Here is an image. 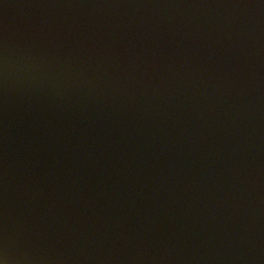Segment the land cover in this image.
I'll return each instance as SVG.
<instances>
[{
  "label": "water",
  "instance_id": "water-1",
  "mask_svg": "<svg viewBox=\"0 0 264 264\" xmlns=\"http://www.w3.org/2000/svg\"><path fill=\"white\" fill-rule=\"evenodd\" d=\"M9 264H264V0H0Z\"/></svg>",
  "mask_w": 264,
  "mask_h": 264
},
{
  "label": "clouds",
  "instance_id": "clouds-1",
  "mask_svg": "<svg viewBox=\"0 0 264 264\" xmlns=\"http://www.w3.org/2000/svg\"><path fill=\"white\" fill-rule=\"evenodd\" d=\"M0 264H9V257L6 250L0 251Z\"/></svg>",
  "mask_w": 264,
  "mask_h": 264
}]
</instances>
